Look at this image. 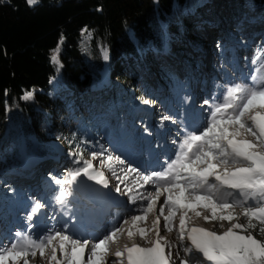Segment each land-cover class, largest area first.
<instances>
[{"label":"trees","instance_id":"1","mask_svg":"<svg viewBox=\"0 0 264 264\" xmlns=\"http://www.w3.org/2000/svg\"><path fill=\"white\" fill-rule=\"evenodd\" d=\"M223 1L231 9L230 19L244 16L246 7H260L259 17L253 18L264 23V0H249L248 5L246 0ZM186 2L38 0L30 6L27 0H0V202L6 208L20 209L26 198L27 185L13 181L21 174L23 160L34 166L32 175L43 179L47 174L57 187L61 175L53 162L35 168L34 159L45 151L44 145L57 144L67 156L82 161L94 152L96 133L114 121L105 103L115 101L118 93L126 92L124 100L138 118L139 105L157 96L143 67L151 68L152 58L163 53V24L181 38L166 15ZM218 19L223 25V16ZM189 20L186 34L202 44L201 25L196 18ZM227 39L234 45L240 41L229 34ZM105 51L110 56L108 71L117 82L101 88ZM54 55L58 63L53 62ZM257 60L264 64L260 42ZM162 70L165 74L159 81L171 82L172 71ZM27 93H32L30 99L23 98ZM123 112L117 114V125ZM58 156L54 153L49 158ZM60 168L67 169L65 165ZM255 225L248 231L264 239L259 223Z\"/></svg>","mask_w":264,"mask_h":264},{"label":"snow or ice","instance_id":"2","mask_svg":"<svg viewBox=\"0 0 264 264\" xmlns=\"http://www.w3.org/2000/svg\"><path fill=\"white\" fill-rule=\"evenodd\" d=\"M27 3L30 6L35 5L38 0H27ZM52 59L53 62L58 63V55H54ZM31 96L32 93H27L23 98L30 99ZM254 109L264 110V86L246 88L237 84L230 87L225 102L214 106L209 125L203 132L188 133L179 146L180 150L176 158L168 163L164 171L143 176L145 183L165 182L163 185H156L157 197L162 195V190L168 193L167 199L163 201V205L169 208V215L165 216V226L171 223L176 212L181 209L194 211L198 207H204L211 209L213 219L232 221L238 217L224 215L223 210L232 209L237 205L244 208L243 216L248 220L247 226L236 223L222 235L202 228L189 230L187 240L190 241L191 246L184 245L183 251L190 256L193 252L202 254L203 260L211 264H264V242L253 235H241L234 231L236 229L246 232L255 228L254 220L264 226V151L258 150L259 147H264V111L250 115ZM165 119L169 118L165 117ZM232 128L236 130H230ZM241 130L256 136L259 144L237 139L241 135ZM108 159L110 161L112 157ZM220 164L244 166L237 167L232 172L224 171L218 174ZM91 167L92 165L88 164L84 169L69 175L75 180L81 171L88 174V169ZM89 179L104 183L102 173L97 174L96 177L89 174ZM56 183H71V180H58ZM222 190L233 191L222 192ZM65 194L61 191L56 197L59 203H64L61 198ZM218 194L232 196L233 199L231 201L219 199ZM149 195L151 196V193ZM154 203L156 201L151 200L145 212L151 209ZM163 205L159 209L161 215L164 213ZM42 207L41 203H35L29 220ZM218 209L221 210L220 215ZM196 215L199 216L200 213L197 212ZM142 219L144 217L139 215L133 217V221ZM185 223L186 217H182L179 237L181 241L185 239ZM120 231L122 230L117 228L109 237L92 245H89L87 240L80 241L60 232L49 234L43 239H32L30 235L17 233L16 242L8 248L0 249V264L28 255L29 249H39L40 254L43 255L44 249L57 238L61 241L59 249L64 254V264H103L100 253L108 251V241L115 238ZM259 233L264 234V227L259 228ZM140 234L144 235L143 229H140ZM128 235L131 237L133 233L129 231ZM68 245L71 246L70 251L67 250ZM86 250L90 253L87 260L84 259ZM52 251V260L55 264H60L56 249L53 248ZM125 251L127 264H169L171 256V253L165 255V249L159 239L152 248L134 245L126 247ZM32 255H35L34 251ZM124 255V252L116 253L118 258ZM180 264H193V262L190 258L181 260Z\"/></svg>","mask_w":264,"mask_h":264},{"label":"rangeland","instance_id":"3","mask_svg":"<svg viewBox=\"0 0 264 264\" xmlns=\"http://www.w3.org/2000/svg\"><path fill=\"white\" fill-rule=\"evenodd\" d=\"M197 1L199 5L206 3V2L207 3L204 4L202 8H199L200 7L199 5L194 4V2H197ZM248 3H249V0H246L245 5L246 4L248 5ZM259 9L261 8L257 7L253 9H248V7H246V9L244 10L246 14H244V16L239 18L238 20H235L232 18L227 21L225 20V18H223V23H226V27H224V29L227 30V32H224V33L233 35L237 39L243 38L246 40V42L250 46L257 44V48H256L257 55H255L252 59H250L249 57L245 59H240L239 57H236V59L231 58V60H229L228 53H226L225 50L229 49L228 46L229 44L231 45L232 41L226 39L227 37L225 38V35L220 33L219 30L223 29V25L218 19L220 18V15L219 14L215 15V13L224 14V12L229 13V11H231L230 8H225L224 1L223 0H187L183 8H180L176 5L173 8L172 13L170 15H166V20L172 26L178 27L182 36L180 38L179 36L175 35L171 31L169 26L164 25V24L162 25V29L164 31L165 40H166V43L164 45V50H163L162 55H159L158 57L155 56L154 58H152V60L150 61V63L152 64V67L148 71L146 68L148 66L146 64L144 65L143 72L145 73L147 71L148 73L147 75L145 73V76H147L148 78H151V83H153V87L157 86V87L169 88L170 84H168V82L167 84H165L159 81L160 76H163V74H165V71L162 70L164 68L160 66L159 63L165 62L164 64L166 67H169V66L179 67V66H182V64H184V67H189L191 65H197L198 64L197 62L202 61V57L204 53L202 48L214 47V43L216 40L221 41L222 39L225 38L226 41L223 44H220V43L217 44L219 48L224 49V51L221 52V58L223 60L222 62H224L225 65L224 63L220 61V67H223L225 69L224 66H226V64H228L229 62L232 65L231 71L235 73L236 65H238L239 62L241 63L245 62V67L250 70V73L248 74H252L253 76H256V75L261 74V70H262L263 72L262 78L258 79L257 83L263 84L264 83V64H259L257 57H258V51H259L258 43L259 42L264 43V27L258 23H256L255 25L251 21L250 22L247 21V19L250 20V16L252 14L254 15L259 14L260 12ZM191 18H196L197 24H200L201 27L203 28V31H201L202 33L201 43L202 44H199V43L196 44L197 42L191 39V37L189 36V33L186 34L187 27L188 28L190 27V24L188 23L187 20ZM192 28H193V25H191V29ZM206 29H207V32H204ZM254 31L258 32V34L253 35V36L248 35L249 32L254 33ZM203 32L205 33V37H204ZM207 51L208 50H205V56H208ZM248 53H251V50L247 51V54ZM108 55L109 54L107 53V51H105L104 56H103L104 61L106 60ZM142 57H144V54H142ZM188 58H191V60H188ZM210 58L216 64H218L217 61L215 60L216 59L215 54L214 55L211 54L209 56V59ZM141 60L143 59L141 58ZM259 66L261 68H259ZM190 73L191 72H189L188 74L185 73L187 75L185 78H187ZM245 73L246 72L243 71V74ZM187 80L189 81V79ZM242 80L244 81V79ZM253 81H255V77H253ZM114 82H117L116 79L111 78L110 72L107 71V73L105 74V81L102 83L101 88H103L105 85L111 86V83L114 84ZM117 85H120V84L118 83ZM120 89L124 90L123 87H120ZM125 93L126 92H122V94L118 93V97L115 101L111 102L110 104L108 102L105 103V107L107 106L106 111L110 117V120L113 118L114 121L111 120L112 122L107 124L104 129L96 133L95 142H94V145H95L94 152L90 153L88 156H85L83 158V161L82 159L76 160V159H72L69 157L64 159L63 156L65 152L57 144L44 145L43 148H45V151L43 152L39 151L40 152L39 155H37V158L34 159V162H35L34 164L36 165L35 168L37 166L42 165L43 163L50 162L52 158L50 159L49 157H52L54 153L62 156V159L60 158L61 160H58L57 163H55V166L58 165L59 162L67 163L68 168L64 170L65 173H63V176L64 175L69 176L68 180H71V183L60 184L61 186H63L64 188H67L68 190L65 196L61 198L64 202L71 203V204H77V202L74 201L71 197L72 194L75 192H78L79 194L92 200L93 203L98 202L99 201L98 197L100 196L98 192L97 193L96 192L86 193L85 190H83L82 192L74 191V190H77L76 186L79 184H83L85 186L91 187V185L88 184V181L92 182L93 179H89V174L94 177L100 173H102L103 175L107 174L106 171L111 172V175H108L106 181H104V183L107 185L106 187H108L114 180L120 179L119 177L116 178V175H115L116 171H114V166L112 162H114V160H118L117 162L126 164V161H124L122 157L118 155V153L116 152V147H118L121 143H123L125 138L130 139L133 132L135 133L136 130L138 131L139 128H142L143 126L148 125L149 115H151L153 112L155 113V116L153 118V122H155V127L159 123H163V121L168 120V119H165V117L167 116L165 115V111H164L165 108L163 105L170 104V102H172V99H173V95L171 96L172 93L166 96H162V97L157 96L156 98L148 100V103H145V102L141 103L140 109L138 112L141 113V116H144L143 112H145L147 115L146 119L145 120L143 119L141 121V125L139 124L138 121H134L133 119H129L128 117H125V115L127 116V110L125 109V101L122 98ZM128 97L131 98L132 96L129 94ZM237 103H239V101H237ZM120 110L124 112L120 116L119 121H118L119 126H117L116 118ZM259 111H264V110L254 109L250 113V115H255L256 112H259ZM245 119H248V118L245 117ZM175 121L176 120H173V122ZM249 123H250V120H249ZM119 127H121V130ZM162 130L164 131V134H166L165 129H162ZM181 130L185 131V128L181 127ZM230 130L235 131L236 129L232 128ZM178 134H181V132H178ZM144 135L147 137V134H144ZM237 139L248 140L253 143L259 144V141L257 140L256 136H253L250 133L244 132L243 130H241V135L237 137ZM258 150L264 151V147H259ZM170 152L171 153L173 152L172 149L171 151H169V153ZM109 157H112L110 161L108 159ZM75 164H79L81 168L79 166L78 168H75ZM88 164L92 165V167L88 169V174H85L83 171H81L80 175H78L75 180H72L69 174L77 170L84 169ZM237 167H242V165L228 164L225 166L223 164H220L218 166V173H223L224 171L232 172V171H235ZM32 169H34V166L28 165V163L23 160L21 174H18V176L14 178L13 180L14 183L29 184L30 181L32 183L35 182L33 179V176L31 175ZM143 176H144L143 174L140 175V177L142 178ZM63 180L64 178L62 177L60 181H63ZM45 183H48V181L42 182L44 186L43 187L40 186V187L41 189H43L42 190L43 193L47 194L48 192H51L53 188L46 187ZM120 184L121 182L115 183L114 187L116 191L115 193H113V195H115L117 199L119 198V202H123V198L125 196H129L128 197L130 200L129 205L130 206L135 205V208L141 211L142 216L144 217V219L140 221L132 220L128 223L124 231V234H123V241H126L129 244L128 246L140 245L142 248H152L154 247L157 239H159L162 247L165 245V255L168 256L169 253H171V256L169 257V264H180L181 260H188L190 258L193 264H197V262H194L193 260V255L190 256L189 254L183 251L184 245L191 246V244H188L187 235H188L189 230L192 227L199 226L204 230L214 231L218 235H222L225 231H227L229 228H231L236 223H240L245 226L247 225V218L243 216L244 208L242 207H234L232 209L223 210L224 215H233V216L238 217V219H234L232 221L213 219L211 209L204 208V207H198L194 211H191V210L185 211L183 209L178 210L175 216L173 217L171 223L165 226L166 225L165 216L169 215V212L165 211L163 213V216L159 213V209L163 205L162 202H159V201L162 199L164 200V198L168 196L167 192H163L162 190V195L157 197L155 184H154L155 186L153 185L154 188H148V190L144 189L141 192L137 191V188H136L137 186H135L134 182H132V185H127L123 188L120 187ZM34 187L36 189L37 183L34 185ZM117 188H119V191H117ZM35 189L32 188L30 185L28 188H26V196H25L26 198L24 199L23 202L20 203V205L22 206L20 209L11 210L10 208H6L3 205V203L0 202V219L3 218L11 226L10 230H12V228L15 227L13 224H15V222H19V220L21 219L22 217L20 215L21 213H24V211L26 210L33 209L31 206H29V203L31 202L42 203V198L37 197L39 191ZM150 193H151V196L149 195ZM48 196L50 195L48 194ZM58 196H55V198ZM151 200H155L156 203L152 204L151 209H148L145 212V209L147 208V205ZM48 201L49 199H47V202ZM163 207L164 209H166V205H163ZM41 210L43 209H40L38 211V217H39ZM197 212L200 213L199 216L196 215ZM11 214H12V217L9 218ZM30 214L31 213H29L28 215V220H27L28 223H30L31 221L29 220ZM220 214H221V210L218 209V215ZM66 216L68 218V215ZM182 217H186L185 225L189 226V228H187V231H186L185 239L183 240L184 241L183 245H181L182 241L179 238L180 237V220ZM205 217H207L208 219L206 220ZM32 218L34 217L32 216ZM256 222L257 221L253 223L255 224ZM193 224H195V226H193ZM260 227H264V226L259 224V228ZM18 228L19 227L16 225V230H19ZM140 229L144 230L143 236H141L140 234ZM33 230L34 231L32 234H29L28 230L26 233H23L22 229H20V231H14V232L30 235L32 239H43L44 237L48 236V235L46 236L39 235L36 228ZM129 231L133 233L131 237H129L128 235ZM234 231H237L238 234H241V235H253L261 242H264V239H262L261 236H258L254 232H251V231L244 232V231H240L236 229H234ZM70 236L74 238L72 235ZM17 239L18 238L16 235L14 241L16 242ZM60 243H61L60 239L57 238L53 240L52 243L44 249L43 255L40 254L39 249H33V250L29 249L28 255L17 258L15 261H12V260L6 261V264H33L34 260L35 261L37 260V263H40V264H55V262L52 260L53 248L56 249L57 259L60 261V264H64L65 257H64V254L59 249ZM70 247L71 246L68 245L67 250L70 251ZM33 251L35 252V255H32ZM177 253H179L178 256H177ZM88 255H90V253L87 251L84 257L85 260H87ZM100 255L102 259L106 255H108V253L106 254L102 252ZM102 262L103 264H105L106 261L102 260ZM115 264H118V261Z\"/></svg>","mask_w":264,"mask_h":264},{"label":"bare ground","instance_id":"4","mask_svg":"<svg viewBox=\"0 0 264 264\" xmlns=\"http://www.w3.org/2000/svg\"><path fill=\"white\" fill-rule=\"evenodd\" d=\"M206 3H203V4L199 5L198 1L194 2L195 5H199L200 6V7L198 6L199 8H202L203 5L206 4ZM189 87L190 86H187V88H189ZM168 118H169L168 120L163 121V123H159L156 126L157 127L155 129V133L156 134L158 132H160L162 129H165V128H167L169 126L170 119H171L170 115H168ZM160 127H161V129H160ZM142 128L149 129L150 126L149 127L143 126ZM142 136L143 135H142V133L140 131V128H139L138 129V135L136 136L135 140L141 141L142 140V138H141ZM147 147L154 148V146H150V145H147ZM130 149L133 150L132 153H134L136 157H139L140 166H141V163H142L141 159H143V157L140 156L139 149H135V147H133V146H131ZM122 159L124 161H126V164L125 163H121V162H117L118 160H114V162H112V164L114 166V171H116V174H115L116 178L119 177L120 179L114 180L108 187L105 186V183H97L96 179H93L92 182L88 181V184L91 185V187L85 186L83 184H79V185L76 186L77 191L82 192L83 190H85L86 193H93V192L97 193L98 192L100 194V196L98 197V200H99L98 202H94L93 203V201H92V203H90V205L92 207V210H96L98 208V206H100L105 200H108L109 202H111L112 200L115 201L117 199V197L115 195H113V193H115V191H116V189L114 187L115 183L121 182L120 187L123 188V187H125L127 185H132V182H134L135 186H137L136 187L137 191H139V192H141L144 189L151 188L149 186V183H143L141 177L138 175V173L141 172V168L140 167H134V166L131 167L128 164V161H127V159L125 157H122ZM242 166H244V165H242ZM63 173H65V172H63ZM106 173L107 174L103 175L104 181H106L108 175H111L110 171H106ZM94 177H96V176H94ZM60 186L61 185L58 183L57 187H60ZM63 191L66 193L68 190H67V188H64ZM226 191H230V190H226ZM56 202L59 203L58 201H56ZM183 244H184V242L182 241L181 245H183ZM120 245H121L120 242H118L117 244H115V247H117V249L120 250V248H121V247H119ZM121 250L124 251L123 248ZM109 251H111V248H109ZM120 258L122 259V257L118 258L117 256L111 254L109 257H105V259H102V260L106 261L105 264H114V262L116 263L117 261H119ZM207 262L211 263L209 261H207ZM37 264H40V263H37Z\"/></svg>","mask_w":264,"mask_h":264}]
</instances>
